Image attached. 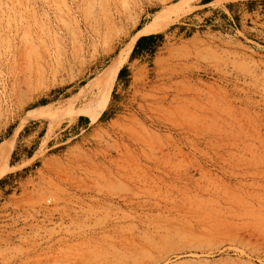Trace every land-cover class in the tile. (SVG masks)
<instances>
[{"label":"rangeland","instance_id":"1","mask_svg":"<svg viewBox=\"0 0 264 264\" xmlns=\"http://www.w3.org/2000/svg\"><path fill=\"white\" fill-rule=\"evenodd\" d=\"M209 1L0 0V264H264V0Z\"/></svg>","mask_w":264,"mask_h":264},{"label":"bare ground","instance_id":"2","mask_svg":"<svg viewBox=\"0 0 264 264\" xmlns=\"http://www.w3.org/2000/svg\"><path fill=\"white\" fill-rule=\"evenodd\" d=\"M101 21H102V18H101ZM159 30L160 29L156 25L152 24V25L148 26L145 30L141 31L140 35L141 36L142 35L148 36V35L157 34L159 32ZM131 53H132V49H130L128 51L126 58H125V61L129 59ZM125 61H123V57H122V59L119 62H117L114 66L105 70V73H103V75L101 76V80L103 82V90H102L100 99L98 100L96 107L95 108L93 107L94 109L91 110L90 109L91 107H90V108H88V110H86V108H85L86 112L97 110L98 108H100L101 105H103L107 101L108 97L110 96V94L112 92V82L117 78L118 73L120 72ZM85 110H83V111L85 112ZM112 177L115 179H120V180L124 179L123 176L118 175V174H114V175H112ZM113 178H112V181H113Z\"/></svg>","mask_w":264,"mask_h":264},{"label":"trees","instance_id":"3","mask_svg":"<svg viewBox=\"0 0 264 264\" xmlns=\"http://www.w3.org/2000/svg\"><path fill=\"white\" fill-rule=\"evenodd\" d=\"M206 3H209L210 1L209 0H205ZM263 4H264V1H262ZM143 27H140L139 30H141ZM162 36L161 35H150V36H146V37H142L140 38L137 43H136V46L132 52V56H134L135 52L140 49L141 46H143V43L144 42H147V49H149V46L151 45V43L154 41V40H157V39H160ZM144 47V46H143ZM126 71V68L123 67L121 69V71L119 72V75H118V78L120 79L123 75V73ZM84 120H88L87 118H83Z\"/></svg>","mask_w":264,"mask_h":264}]
</instances>
